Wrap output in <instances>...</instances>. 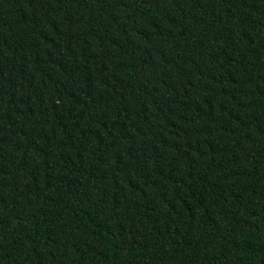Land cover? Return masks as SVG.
<instances>
[{
  "label": "trees",
  "instance_id": "obj_1",
  "mask_svg": "<svg viewBox=\"0 0 264 264\" xmlns=\"http://www.w3.org/2000/svg\"><path fill=\"white\" fill-rule=\"evenodd\" d=\"M0 264H264V0H0Z\"/></svg>",
  "mask_w": 264,
  "mask_h": 264
}]
</instances>
